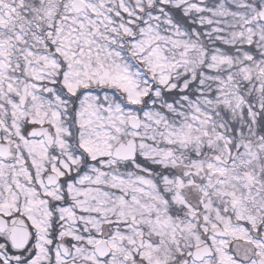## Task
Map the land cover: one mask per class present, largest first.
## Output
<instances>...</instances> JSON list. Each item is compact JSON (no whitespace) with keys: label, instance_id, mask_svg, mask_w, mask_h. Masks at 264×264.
<instances>
[{"label":"snow or ice","instance_id":"obj_1","mask_svg":"<svg viewBox=\"0 0 264 264\" xmlns=\"http://www.w3.org/2000/svg\"><path fill=\"white\" fill-rule=\"evenodd\" d=\"M0 264H264V0H0Z\"/></svg>","mask_w":264,"mask_h":264}]
</instances>
